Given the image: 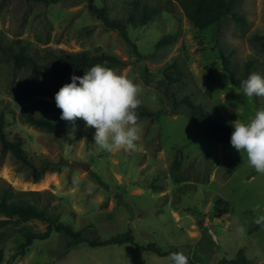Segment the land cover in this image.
<instances>
[{
	"label": "rangeland",
	"instance_id": "374dc122",
	"mask_svg": "<svg viewBox=\"0 0 264 264\" xmlns=\"http://www.w3.org/2000/svg\"><path fill=\"white\" fill-rule=\"evenodd\" d=\"M170 1L158 0L163 9L155 18L133 26L128 20L133 0H97L110 18L127 22L140 53L137 58L115 30L104 28L89 13L86 2L0 0L1 46L40 54L44 47L113 54L122 62L108 68L140 84L142 104L137 111L152 112L138 114V152L98 149L95 129L86 128L81 119L54 135L24 121L22 112L60 116L55 93L71 83L73 75L82 77L89 69L61 77L18 66L0 49L5 129L9 136L21 135L35 166L56 163L32 169L0 149V183L8 181L14 189H49L57 196L53 202L60 204V213L73 212L59 218L74 228L91 225L87 236L106 238L130 228L137 243L177 249L197 264L234 258L240 248L248 264H264V229L253 222L252 211L257 203L264 206V176L248 167L246 157L220 132L194 117L184 104H175L188 97L230 129V122H248L264 108V98L249 100L239 94L241 81L251 73L264 77V0H238L234 10L242 22L227 16L204 28L193 25L178 3ZM168 33H175L176 39L156 46ZM221 55L229 57L236 82L223 69ZM247 56L254 65L245 77L241 60ZM144 72L153 80H164L166 93L147 85ZM73 176L80 178L78 185L72 183ZM29 222L40 229L45 226L36 219ZM241 227L243 233L238 231ZM65 242L61 233L53 232L47 239H35L24 256L5 264H168V255L136 249L131 243L91 247L83 242L66 248Z\"/></svg>",
	"mask_w": 264,
	"mask_h": 264
},
{
	"label": "trees",
	"instance_id": "16d2710c",
	"mask_svg": "<svg viewBox=\"0 0 264 264\" xmlns=\"http://www.w3.org/2000/svg\"><path fill=\"white\" fill-rule=\"evenodd\" d=\"M32 2H41L48 4L57 0H26ZM75 2H86L89 13L106 29L115 30L125 43L131 48V52L137 58L140 53L136 44L130 37L127 30V22L120 19L110 18L106 10L97 4V0H73ZM160 1V0H159ZM167 2H172L166 0ZM183 10L186 18L196 27L204 28L209 25H215L221 22L225 17L231 16L238 22L242 18L234 10L238 0H175ZM163 6L151 0H133L132 11L128 15V20L133 26H142L149 20L155 18ZM129 22V21H128ZM176 39L175 33L162 35L155 43L161 46L170 43ZM0 49L5 51L6 58L12 60L16 65H27L33 70H42L52 74L64 77L71 71L90 69L96 64L106 67L113 66L122 62L117 56L109 54L99 49H80L66 50L63 48L44 47L41 50L30 52L20 47L18 49L11 46L0 44ZM223 69L227 71L232 82H236L234 69L230 64L227 55H221ZM242 72L248 76V72L253 67L254 61L251 56L241 60ZM144 82L156 88L160 93H166L167 83L164 80H153L149 75L142 73ZM175 104H184L187 106L192 115L205 123L210 129L222 134L226 141H230L234 129L221 119L211 117L203 108L193 103L188 97H182L175 100ZM56 106V105H55ZM138 114H151L146 109H139ZM24 121L33 124L36 127L44 128L46 131L57 135L61 131L68 129L69 123L61 120L57 113L53 117L43 115H33L29 111L22 112ZM5 114L0 110V149L9 151L21 164L32 169H45L56 166V163L44 161L35 166L32 158L23 148V138L20 134L15 133L8 135L5 129ZM57 196L49 189H14L8 181L3 180L0 183V264L10 263L17 257L24 256L30 249L35 239H47L53 232L61 233L66 242L65 247L71 248L79 243L85 242L91 247L105 245H120L122 243H131L136 249L145 250L158 256L169 255L172 252H179L177 249H163L155 242L139 244L135 241L132 230L127 228L125 231L114 233L106 238H97L87 236L86 230L91 225H84L81 228H74L70 223L59 218V214L70 213L71 209L62 210L60 213V204L53 202ZM218 201H224L221 198ZM72 212V213H71ZM32 219L39 220L45 224L43 229L32 225L29 221ZM12 241L13 245L8 243ZM185 254V253H184ZM186 255V254H185ZM187 256V255H186ZM189 258V257H188ZM248 259L244 256L243 248H240L234 258L222 259L217 264H248ZM190 264H197L189 258Z\"/></svg>",
	"mask_w": 264,
	"mask_h": 264
},
{
	"label": "clouds",
	"instance_id": "9594fccd",
	"mask_svg": "<svg viewBox=\"0 0 264 264\" xmlns=\"http://www.w3.org/2000/svg\"><path fill=\"white\" fill-rule=\"evenodd\" d=\"M78 81V83H77ZM142 87L124 74H118L101 64L92 66L85 74L73 75L71 83L63 85L54 96L55 105L61 110L60 119L73 125L77 119L85 122L86 128H94V145L105 152L142 150V128L137 109L142 104ZM240 95L251 100L264 98V77L251 73L241 81ZM233 132L231 146L238 151L246 164L258 175L264 176V108L257 110L248 122L237 119L230 122ZM80 178L73 176L78 185ZM253 222L264 229V206H253ZM243 233L245 229L239 228ZM168 264H189L183 252L167 256Z\"/></svg>",
	"mask_w": 264,
	"mask_h": 264
}]
</instances>
